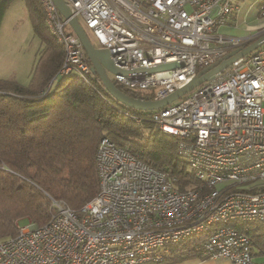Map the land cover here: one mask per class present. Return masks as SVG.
<instances>
[{"label": "built area", "instance_id": "2783aa9c", "mask_svg": "<svg viewBox=\"0 0 264 264\" xmlns=\"http://www.w3.org/2000/svg\"><path fill=\"white\" fill-rule=\"evenodd\" d=\"M39 1L44 23L64 51L58 75H74L96 89L68 19L52 0ZM65 1L95 46L109 51L114 66L180 64L150 73H112L114 82L146 89L151 99L166 96L252 40L219 31L237 9L236 0ZM151 120L176 139V152L198 187L179 190L175 177L101 136L97 193L78 210L52 199L47 222H28L0 240V264H155L170 257L171 244L197 234L209 258L264 264L254 259L251 237L241 227L264 219V45L153 110Z\"/></svg>", "mask_w": 264, "mask_h": 264}, {"label": "trees", "instance_id": "16d2710c", "mask_svg": "<svg viewBox=\"0 0 264 264\" xmlns=\"http://www.w3.org/2000/svg\"><path fill=\"white\" fill-rule=\"evenodd\" d=\"M11 1L0 0V26ZM24 3L41 47L28 83L0 77V240L15 234L22 220L38 226L47 222L54 209L52 199L78 210L97 193L95 153L104 135L167 177H175L179 190L198 187L200 182L176 152V139L151 120L153 110L121 104L96 73L90 78L96 89L74 75H58L62 45L45 25L40 1ZM261 4L259 0L258 9L264 7ZM115 85L133 97H152L146 89ZM241 227L251 237L253 257L262 261L264 219ZM202 240L197 234L171 244L167 260L207 256Z\"/></svg>", "mask_w": 264, "mask_h": 264}, {"label": "water", "instance_id": "95a60500", "mask_svg": "<svg viewBox=\"0 0 264 264\" xmlns=\"http://www.w3.org/2000/svg\"><path fill=\"white\" fill-rule=\"evenodd\" d=\"M55 7L58 9L63 18L68 19V24L72 31L79 38L83 50L90 61V70L96 73L107 90V92L119 101L121 104L139 110H155L161 108L174 100L181 97L186 92L190 91L195 86L204 81H208L214 77L217 71L227 67L234 59L243 56L253 49L264 44V28L256 32L250 43L246 46L234 48L226 53L222 59L217 60L210 65L197 71L196 75L192 77L183 86L174 89L172 92L160 99H151L141 97H133L120 90L115 82L109 77L108 72L118 74H131L134 72L150 73L154 71L164 70L180 65L176 61L159 63L146 67L121 69L112 63L109 51L106 48L95 46L88 38L84 28L78 20L72 16L70 8L65 0H52Z\"/></svg>", "mask_w": 264, "mask_h": 264}, {"label": "rangeland", "instance_id": "374dc122", "mask_svg": "<svg viewBox=\"0 0 264 264\" xmlns=\"http://www.w3.org/2000/svg\"><path fill=\"white\" fill-rule=\"evenodd\" d=\"M260 1L261 5L264 6V0ZM249 3H252L251 7H247ZM242 11H246L249 15L241 18L243 23L251 20V23L259 25L256 29L257 32L264 28V7L258 9L255 2L247 0ZM79 22L82 23L80 19ZM64 29L65 31H71L68 26H65ZM243 29L244 27H241L240 24L233 25L229 28L230 31L224 34L243 37L245 35L240 33ZM86 32L91 42L97 45L92 33L88 30ZM254 34L251 35V38ZM40 47L41 44L32 34L24 0H12L4 13L0 26V77L11 78L21 84L28 83L32 65L38 56ZM108 75L112 77V73L108 72ZM28 222L32 221L30 219L22 220L20 224L27 225ZM254 259L260 260L261 257L255 256Z\"/></svg>", "mask_w": 264, "mask_h": 264}, {"label": "crops", "instance_id": "0c3cea01", "mask_svg": "<svg viewBox=\"0 0 264 264\" xmlns=\"http://www.w3.org/2000/svg\"><path fill=\"white\" fill-rule=\"evenodd\" d=\"M247 0H236L237 9L233 12L230 19H228L220 28L219 31L224 34L228 33L230 30L229 28L233 25L237 26L240 24L241 27H244L243 30L240 31V33H243L245 36L252 35L257 32V28L259 25H256L255 23H251V20H247L245 23L241 21V18H244L246 15L249 16L246 11H242L245 7ZM252 2H255V5L258 6L259 0H252ZM252 3L247 4V7H251ZM242 22V23H241ZM264 25V23H263ZM226 35V34H224ZM261 260V259H260ZM149 264V263H146ZM155 264H231V262L228 259L225 258H218V259H212L208 256H190L185 257L182 259H171L166 260L161 263H155Z\"/></svg>", "mask_w": 264, "mask_h": 264}]
</instances>
